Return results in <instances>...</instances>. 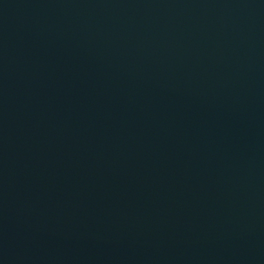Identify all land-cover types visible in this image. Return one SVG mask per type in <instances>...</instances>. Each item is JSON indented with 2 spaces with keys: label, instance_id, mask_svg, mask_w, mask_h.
<instances>
[{
  "label": "water",
  "instance_id": "water-1",
  "mask_svg": "<svg viewBox=\"0 0 264 264\" xmlns=\"http://www.w3.org/2000/svg\"><path fill=\"white\" fill-rule=\"evenodd\" d=\"M0 264H264V0H0Z\"/></svg>",
  "mask_w": 264,
  "mask_h": 264
}]
</instances>
